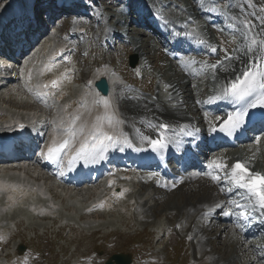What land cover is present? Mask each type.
Segmentation results:
<instances>
[{
  "label": "snow or ice",
  "instance_id": "6c2138e0",
  "mask_svg": "<svg viewBox=\"0 0 264 264\" xmlns=\"http://www.w3.org/2000/svg\"><path fill=\"white\" fill-rule=\"evenodd\" d=\"M245 2L250 6V0H245ZM261 11H264V9H261ZM229 19L232 21L229 24L230 28H236L239 25L244 29L241 40L243 42L244 55L249 57L248 64L243 68L239 76L223 87L217 96L211 97L208 102L212 103L215 100L227 98L237 104L243 101H248V103L244 109L228 113L226 118H223L219 125V131L226 136H232L242 127L248 107L259 106L264 108V30L254 33L255 25L246 18L240 19L232 16ZM260 23L264 25V17L261 18ZM212 50L215 51L216 49L213 48ZM234 51L240 52L241 48L237 47ZM226 58L231 60L233 57L226 53ZM210 67L215 70L218 65L214 64ZM65 77L66 73L61 74V79ZM29 79H31V73H29ZM60 82L61 80H52L50 84H37L36 87L37 89H48L51 87L55 90ZM168 87L170 85H166L165 89L167 90ZM49 94L48 91L35 93L37 96H48ZM51 94L54 95V91ZM127 98L134 99L138 97L130 96ZM249 98L252 99L249 100ZM93 104L97 107H103L105 110L104 115L96 116L90 125L87 121L78 125L77 122L81 120V115L73 116L67 122V126L59 132L60 138H53L51 145L44 154L46 159L56 163L62 155H68L71 152L69 167L77 160H83L85 164L95 163L97 159H103V154L108 148L115 147L120 143V140L115 135L104 130L105 123L109 128H114L115 124L122 122L117 121L114 114H109L112 102L102 97L94 100ZM152 127L158 128L162 133H167L170 129V125L166 123H159L158 125H152ZM210 130L215 132L217 128L212 126ZM181 131H183V128ZM186 134L191 135V133ZM81 137L83 139H80ZM166 139L165 135H158L155 139L146 136L142 138L153 151L164 149L166 147ZM77 140H79V146L75 147V151L72 152ZM256 142L259 143V140ZM123 143L131 147V143L126 136L123 139ZM208 167L215 170V174H209V178L213 182L219 183L223 179L225 183L230 185V189L237 190L239 199H230L228 204L238 210L235 212L238 219L249 222L251 218L250 212H255L256 210L264 212V173L251 170L247 160H237L229 167L222 158L214 157ZM221 173H223V176L220 175ZM221 191H224V189L222 188ZM216 206L219 207V205ZM210 211L211 209H209ZM209 212L204 213V216L207 217ZM223 214L229 216L233 215V212L230 209ZM177 227L180 226L177 225Z\"/></svg>",
  "mask_w": 264,
  "mask_h": 264
},
{
  "label": "bare ground",
  "instance_id": "6f19581e",
  "mask_svg": "<svg viewBox=\"0 0 264 264\" xmlns=\"http://www.w3.org/2000/svg\"><path fill=\"white\" fill-rule=\"evenodd\" d=\"M139 1L140 0H137V2H139ZM145 2L151 3L149 0H145ZM119 11H120L122 17H125L127 15H130L123 8L122 9H119ZM261 14H264V11L260 12V14L258 15V18H260V15ZM143 18H141V19H143ZM260 20L261 19H255L253 22H254V24L261 25V27L264 28V25H262L260 23ZM113 22H114V28H116L118 32H121L120 25L117 22V20L114 19ZM238 28H240V27H238ZM138 29H139V27H138ZM134 31L137 32V30H134ZM253 32L255 33V28L253 29ZM128 37H129V35H128ZM144 37L146 38L147 41L143 42V44H138V43H134V42L131 44V46L134 47V52L137 53L139 55V57H141V55H142L143 52H145V53H147V54H149L151 56V54L154 51L153 50V44H155L154 40L151 39V38H149L146 34H144ZM237 45L243 50V42L241 40V37H239L237 39ZM237 54H236L237 55V60H240L241 59V54L240 53H237ZM236 55H235V57H234V59L232 61H229L228 63L224 64V66H223L222 69L216 70V73H214V75L215 76H218V78H221L224 75V73H231V68H233V63L235 61ZM171 67H172V65L171 64H168V66L167 67H164L163 70L171 69ZM67 69H68L67 67H64V70H62L60 72V75L59 76H61V74H63V73H66V77L65 78L67 80H70V76L68 75L69 71ZM28 72L31 73V75L33 73L30 68H29ZM28 77H29V75H28ZM178 77H179V74L178 75H175L174 73H172V75L169 76L170 83H172V84H175L176 83L183 90L189 91L190 90L191 81H193V80L188 79L187 83L181 84V79H178ZM94 80L95 79H93L92 81H94ZM197 82H198V84L194 88H192V89L194 90L195 88L198 89L200 87L199 90H201V92L202 91H206L205 80L204 79H200ZM127 94H132V93H127ZM179 98H180L179 96L178 97H175L176 100L179 99ZM160 103H162V102H160ZM180 106H181V104L178 103V107L179 108H180ZM40 108H41L40 106H37V107H35L33 109L34 110V113H35L34 116L37 117V118H40L41 117ZM179 108L178 109H170L168 106L160 105V116L163 117V118H166L167 120H169L171 122L175 117H181V116H184L185 115V111H182V109H179ZM58 121H59V119L54 118V120H53L54 126H56V124H57ZM216 157L222 158L224 160V162L226 160L224 154H219ZM259 168H261L262 170H264V167H262L261 164L259 165ZM213 171H214V174H215V170L214 169H213ZM220 175L223 176V173H221ZM34 180H37V177L35 175H32V176L29 177V181H22L23 182L22 186H18L16 188H12V195L10 197L9 204L11 205L13 202H16V201L19 202V200L23 196L28 195V193H25L24 192V189L22 187H26V188L30 187L31 189H32V187H36L37 190L34 191L32 189V191L35 194H43L44 191H45L44 187L40 186L39 185V182H35ZM112 180L113 179H111L110 181H112ZM42 182H44V181H42ZM201 182L204 183L203 186L201 185ZM223 182L224 181H222V183ZM44 183H46V182H44ZM205 184L206 183L203 182V181L197 182L193 186H191L192 189L189 190L190 192L189 191H185V192L179 191V192H177V194L174 196L173 199H171V200L168 199L169 202L167 204L165 202V204H166L165 205V209H164L165 212H167V213L181 214V220H182L183 223H185V225L188 228L187 229V234L188 233H191V234L192 233H195L197 229H195V224L196 223H194V218L193 217H188L185 213H182L183 203H185L187 201H193V198L196 197L198 199V201H199V204L201 206H203L204 204L205 205L206 204H209L213 200V204H214L215 207H217L216 205H219V207H217V209L219 210V212H220L221 209H224V208H225V211H229L230 208L231 209H235V208H232L228 204V201H229L228 199L230 197H234V196L236 198V194H238L237 193V190L230 189V187H228V189H224V187L230 186L227 183L224 184V185L217 184L216 186H213V187H210V186L205 185ZM3 186L5 188H9V186L7 184H4ZM222 188L224 189V191H221ZM141 191H144V189H142ZM216 191H219L220 192L221 197H223L222 200L217 199V198L214 197ZM20 195L22 197L20 199H18V197ZM38 202L39 203H42L41 201H38ZM190 205L193 207V204L192 203ZM211 211H212V209H211ZM14 214H15V212H14ZM0 216H2V213H0ZM250 217L251 218H250V221L249 222H245L244 220H239L242 223L241 228H243L245 230L247 229L249 231V233H253L255 236L259 237L262 241H264V226H262L259 222L257 224H255L254 223V220H253L254 217L252 216V214H250ZM209 218H212V216L209 217ZM209 218H207V219H209ZM3 230H5V228H3ZM236 230L240 231L242 233L241 235L245 237V233L242 231V229H236ZM1 232H2V230H1ZM206 232H207V230H200L199 229V233L198 234L200 235V237L197 240V242L200 241L203 244L206 243ZM179 235L180 234L178 233V236ZM241 235H239V236L236 235L237 237L235 239H237V238L241 239L242 238ZM230 238H232V239H230ZM227 240H228L229 243H234V241H233L234 240V234L229 233V236H228V239ZM241 243H243V242H241ZM190 244H194V243L192 242ZM247 254H249V253H247ZM235 258H239V257L238 256H235ZM260 260H261V256H259L257 258L255 256L253 263L256 264V262L258 263V261H260ZM198 264H206V263L201 261V262H198ZM230 264H236V262H230Z\"/></svg>",
  "mask_w": 264,
  "mask_h": 264
},
{
  "label": "rangeland",
  "instance_id": "374dc122",
  "mask_svg": "<svg viewBox=\"0 0 264 264\" xmlns=\"http://www.w3.org/2000/svg\"><path fill=\"white\" fill-rule=\"evenodd\" d=\"M170 71V70H169ZM200 88V87H199ZM198 88V89H199ZM201 91V90H200ZM0 96L4 99V101H6V102H8V103H4V102H0V103H2L4 106H8V107H11V105L12 106H14V107H20V106H22V108H24V107H28L27 105H29V103H24L23 101H22V98L21 97H23V95L20 93V91L17 89V85L16 84H13V85H10V86H8V87H6V88H3L2 90H1V92H0ZM24 98V97H23ZM2 122V120L0 119V123ZM189 181V180H188ZM189 185L190 184H186V185H184V186H181L177 191H175V192H172V193H169L168 194V196L166 195V196H163L162 198H164V202H166V204L169 202L168 201V199L169 200H171V199H173L174 198V196L177 194V192H179V191H183V192H185V191H189L190 189H192V188H188L189 187ZM201 185L203 186L204 185V183H202L201 182ZM205 185H207V184H205ZM190 192V191H189ZM165 197H167L166 199H165ZM212 198V197H211ZM79 205H80V203H81V201L80 200H75ZM163 202V203H164ZM66 205V207L67 208H69V206L70 205H67V204H65ZM161 205L162 204H160L159 206L160 207H158L157 208V212L159 213V210H160V208H161ZM76 214H78V212H76V211H72V215H76ZM13 218V217H12ZM32 219H34V217H31ZM55 230V229H54ZM20 233H21V235H19V237H18V241L20 240L22 243H25L26 241H27V239L30 237V236H32V233L30 234L29 233V231H28V229L27 230H24V229H22V231H21V229H20ZM65 234H67V238H69L71 241H74L75 242V246L77 245V239H79V236H80V234H79V236L77 237L76 235H74V231H72V230H70V231H68V232H66ZM46 236L48 235V233H46L45 234ZM224 237H220L219 239L221 240V242H223L224 244L225 243H227V244H229V247H230V249L231 250H234V249H232V248H235L234 247V245H235V243H229L228 242V235H227V237H226V232H224ZM75 238V239H74ZM235 238V237H234ZM230 239H232V238H230ZM14 242H16V241H14ZM237 244V243H236ZM34 246L35 247H38V249L39 248H41L42 249V246H40V241H39V245H37V244H34ZM68 246H69V244H68ZM79 246H81L80 244H79ZM237 246H238V244H237ZM74 247V246H73ZM11 248V245H9L8 246V249H10ZM231 250H229V252L231 251ZM64 252V251H63ZM239 252H242V253H244V251H239ZM248 253V250L247 251H245V253H244V258H245V261L247 262L248 261V263L250 262L249 260L251 259V257H249L248 258V255L249 254H247ZM43 255L51 262V264H53V263H56V260H57V256H55V255H51V254H49L48 253V247H47V249H44L43 248ZM247 256V257H246ZM240 257V256H239ZM248 258V259H247ZM63 261V259L61 260V262ZM252 261V260H251ZM60 262V263H61ZM59 263V264H60ZM259 264V263H258Z\"/></svg>",
  "mask_w": 264,
  "mask_h": 264
}]
</instances>
